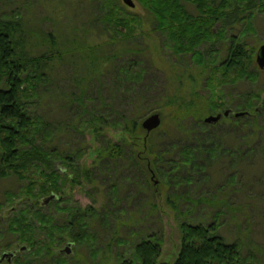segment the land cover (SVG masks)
<instances>
[{"label": "trees", "instance_id": "16d2710c", "mask_svg": "<svg viewBox=\"0 0 264 264\" xmlns=\"http://www.w3.org/2000/svg\"><path fill=\"white\" fill-rule=\"evenodd\" d=\"M97 1L101 13L95 21L112 27L98 30L99 34L108 33V42L84 43L94 25L93 19H86L66 33L72 45L66 52L58 50L64 34L59 36L53 30L42 39L45 48L32 53L20 14L0 17V179L14 176L18 184L15 191L4 192L0 222L6 206L17 201L22 204L4 220L5 232L14 240L0 245V253L17 248L13 264H33L39 258H50V244L78 243L90 235L91 222L98 220L106 225L109 215L118 220L121 200L130 189L148 195V190L158 184L150 183L148 173L150 178L158 177L160 183L174 187L183 171L184 183L198 175L195 180L204 184L199 174H212L210 168L224 161L228 169L235 168L234 160L244 163L242 170L251 175L258 169L253 164H264L260 157L264 156V81L251 91L231 94L229 99L222 91L224 85H234L242 79H260L255 50L244 36L254 29L255 14H264V0H136L152 16L153 30L163 36L170 54L188 57L197 75H204L203 88L192 90L188 98L176 93L159 96L156 102L161 108L173 106L169 119L175 126L167 124L147 135L141 132L140 119L156 107L146 106L143 94H135L124 85L139 83L144 75V69L136 68L138 62L133 58L144 48L137 44L134 48L126 46L140 21L123 15L118 0ZM186 3L192 4L195 12H190ZM225 22L237 23L241 28L240 34L229 37L226 53L220 57L218 42L224 38V29L217 25ZM69 53L75 62V74L68 83L70 92L43 96L47 83H52L54 65ZM111 70L116 72L111 77L113 88L104 87L105 73ZM177 77L179 83L184 82L180 75ZM190 77L194 87L197 78ZM114 91L120 95L115 96ZM227 107L242 114L222 115L212 123L203 121L207 115L222 114ZM36 108L41 109L39 113ZM86 132L97 140L94 148L87 144ZM86 154L94 156L89 166H81L79 160ZM59 168L69 172L60 173ZM233 170L212 193L199 197L198 202H206L214 210L212 221L181 224L180 249L172 264L237 262L238 243L226 242L217 232L225 208L230 207V212L235 209L228 201L236 190L237 169ZM83 181H96L104 189L100 209L90 205L60 207L59 201L51 199L64 214L61 223L55 222L51 212L42 211L44 198L64 194ZM176 201L169 198L167 202L173 206ZM160 246L159 238L137 242L134 252L138 264H156ZM116 260L115 264H135L129 258Z\"/></svg>", "mask_w": 264, "mask_h": 264}, {"label": "rangeland", "instance_id": "374dc122", "mask_svg": "<svg viewBox=\"0 0 264 264\" xmlns=\"http://www.w3.org/2000/svg\"><path fill=\"white\" fill-rule=\"evenodd\" d=\"M133 1L134 7H128L121 0H118V4L122 7L123 15L135 16L140 21L139 26L137 25L135 28L137 29L135 35L127 38L126 46L134 48V45L137 44L144 48L143 52L138 51L133 54V58L138 62L136 68L144 69V75L139 83L125 82L124 85L133 90L135 94H143L146 97V106L156 107L140 121L147 115L156 112L160 114L161 118L158 128L166 127L167 124L172 127L175 124L169 119V109L172 110L173 106L163 105L164 107L161 108L160 104L156 102L159 96L176 93L178 96L184 97L185 95V98H188L192 90L197 91L203 88L204 75H197V68L188 57L177 58L170 54L163 36L153 30L152 16L136 0ZM186 7L190 12H195L192 4L186 3ZM16 13L20 14L23 29L28 33L27 43L32 53H39L45 48L43 44L45 40L42 41V39L47 32L53 30L59 36L64 34L62 41L58 44V50L63 49L66 52L72 47L67 40L66 33L72 29L74 24L77 25L76 23L86 19H93L94 25L89 28L90 33L84 43L108 42V33L99 34L98 30L112 29L110 25H103L100 21H95L96 15L101 13L97 0H0V17H9ZM252 25L254 29L244 37L248 46L255 50L256 55L258 47L264 43V14L257 12ZM217 28L224 29V38L218 42V53L220 57H224L229 37L240 34L241 27L237 23L225 22L218 24ZM70 55L69 53L64 56L54 65V70L50 75L52 83H47V92L43 96H48L49 93L51 95V92L54 94L57 91L70 92L71 88L68 83L75 74L73 67L75 62ZM115 73L113 70L105 73L104 87L109 85L113 88L111 77H114ZM177 74L182 77L184 82L179 83ZM189 75L197 78L194 87L190 83ZM263 81L264 70H261L260 79L257 82L242 79L234 85H224L222 91L225 98L229 99L231 94L236 95L239 92L258 88ZM41 88L45 87L40 86ZM107 92H109L108 89L104 91V95L107 96ZM114 92L115 96L120 95L119 92ZM236 99L234 102H238ZM261 99L264 103V91L261 93ZM43 100L46 101L44 97ZM35 106L32 105V107ZM37 106L41 108L39 103ZM39 108L35 109L37 113L41 110ZM141 130L144 133L145 130ZM105 133L110 136L108 132ZM112 136L111 138L115 140V136ZM84 137L89 146L93 148L97 146V140L91 137L89 132H86ZM93 156L94 154H86L79 160V164L89 166ZM260 157L264 161V156ZM234 164L237 169L234 182L236 190L233 191L228 201L229 206L231 204L235 209L230 212V207L225 208L224 215L219 219L221 223L217 232L223 236L226 242L238 243L239 252L235 264H264V164L260 162L253 164L254 169H258L254 170L257 172H253L252 175L242 170L246 166L244 163L238 160L235 163L234 160ZM226 165L227 163L224 161L222 164L210 168L212 174H199L201 178H204V184H200V180H195L196 177H199L198 175H193L189 183H184L183 171L179 174L182 181L180 180L174 187H168L160 183L158 177L150 178V173H148L150 183L154 184V181L158 179V184L152 186V190L147 189L148 195L135 191L133 188L130 189L128 195L121 200L117 212L118 220L115 221L114 217L109 215L106 225H101L98 220L93 224L91 222L88 228L90 235L86 239L72 244H67L68 242L62 245L50 244L52 252L50 258H39L33 264H115L118 261L116 257L133 259L135 264H138L134 246L142 238H159L161 246L156 264H172L180 249L181 224L186 222L208 224L212 221L211 216L214 210L208 203L198 201L199 197L212 193L215 186L224 182L227 176L234 171L235 168L228 169ZM251 168L253 169V167ZM135 182L142 184L139 179H136ZM17 185L14 176L0 179V201H4L5 191H15ZM102 190L104 189L96 184V181L93 184L83 181L81 185H74L72 193L65 192L63 194L66 198L65 204L63 203L60 207L79 205L81 208H85L90 205L92 208L100 209ZM151 191L155 193L152 194ZM226 193L224 192V194ZM169 198L177 199L176 205H173L176 206L175 208L167 202ZM50 201L42 205V211L51 212L55 222L61 223L64 214L56 208V204ZM20 207L22 204L17 201L4 208L0 222V234H3V231L4 234L0 245L14 240L5 232L4 220L7 215L17 212ZM66 245H69L68 253L64 251ZM1 264L8 263L3 261Z\"/></svg>", "mask_w": 264, "mask_h": 264}, {"label": "water", "instance_id": "95a60500", "mask_svg": "<svg viewBox=\"0 0 264 264\" xmlns=\"http://www.w3.org/2000/svg\"><path fill=\"white\" fill-rule=\"evenodd\" d=\"M125 5H127L128 7H134L135 3L133 0H121ZM255 63L257 65V67L261 70H264V43L261 44L257 51H256V55H255ZM230 113H234L236 116H239L242 114V112H234L230 107H227L223 113H218V114H210L204 117L203 121L206 123H212V122H216L218 121L222 115L227 116ZM161 124V118H160V114L159 113H152L147 115L144 119H142L140 125L142 127V129L145 130L146 135L151 132L152 130L158 128ZM154 183H157V180L154 181ZM56 194H51L49 196H47L46 198H44L41 201V204L44 205L46 203H48L51 199L55 198ZM64 251L66 253L69 252V245H66V247L64 248ZM8 254V257H12V255L14 254V251H10V252H3L1 254L0 260L2 258L5 257V255Z\"/></svg>", "mask_w": 264, "mask_h": 264}, {"label": "flooded vegetation", "instance_id": "af4514ba", "mask_svg": "<svg viewBox=\"0 0 264 264\" xmlns=\"http://www.w3.org/2000/svg\"><path fill=\"white\" fill-rule=\"evenodd\" d=\"M61 171H60V173H66V172H69V169H62V168H59ZM62 180V179H61ZM72 190H73V188L72 189H70L69 191L68 190H66V192L68 191V193H72ZM56 194V197L55 198H53V199H56L57 201H59V205H62L63 203H65V196H63V194L62 193H55ZM11 251H14V254L12 255V257L11 258H9L8 257V254L7 255H5V257L4 258H2L1 260H0V264H1V262H3V261H7V263L8 264H13V257L16 255V253H17V248H14L13 250H11ZM3 252H10V251H3ZM3 252H1L0 253V257H1V254L3 253Z\"/></svg>", "mask_w": 264, "mask_h": 264}]
</instances>
